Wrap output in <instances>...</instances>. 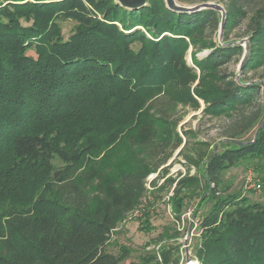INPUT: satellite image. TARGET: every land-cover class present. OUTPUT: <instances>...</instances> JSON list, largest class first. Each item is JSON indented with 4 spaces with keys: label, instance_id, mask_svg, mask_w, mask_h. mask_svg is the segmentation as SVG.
I'll return each instance as SVG.
<instances>
[{
    "label": "trees",
    "instance_id": "trees-1",
    "mask_svg": "<svg viewBox=\"0 0 264 264\" xmlns=\"http://www.w3.org/2000/svg\"><path fill=\"white\" fill-rule=\"evenodd\" d=\"M175 1L223 3L224 45L215 40L217 12L176 13L164 0L133 10L115 0H0V264L128 259L123 247L108 252L110 236L144 199L147 178L167 161L161 155L182 145L176 124L152 109L160 96L193 111L201 101L204 115L236 129L170 197L176 221L186 201L211 202L191 258L264 264V201L220 189L224 172L244 166L264 199V112L245 114L264 96L223 70L244 56L241 75L264 67V0L250 13L247 0ZM245 21L247 48L225 46ZM65 22L74 23L66 39ZM138 230L151 232L147 213ZM175 238L158 234L154 249L129 264H177Z\"/></svg>",
    "mask_w": 264,
    "mask_h": 264
},
{
    "label": "rangeland",
    "instance_id": "rangeland-1",
    "mask_svg": "<svg viewBox=\"0 0 264 264\" xmlns=\"http://www.w3.org/2000/svg\"><path fill=\"white\" fill-rule=\"evenodd\" d=\"M175 3L177 2L175 1ZM201 3L203 2L196 1L193 4H189V6L200 5ZM213 4L220 10L224 8L223 3L216 4V2H213ZM255 5L256 0H247L244 10L250 13ZM73 26L74 23L72 22L61 24L64 39L71 34ZM228 39L229 42L240 43L243 49H245L247 22L240 23L230 33ZM215 40H218L217 35ZM208 53V51L200 52L196 54V58L201 60ZM242 59L234 58L223 70L235 76L237 80L258 84L264 96V67L244 72L241 75L240 64ZM186 61L191 65L190 51L186 55ZM260 101L253 108L247 110V113H245L247 114V118H250L252 114H257L256 110L258 106L263 108L264 112V98ZM199 103L200 109L193 111L188 107H174L168 99L161 96L152 101L153 111L156 110L158 112V114L154 113L157 117H161L171 125L176 124V131L182 139V145L171 153L167 152L161 155L160 159L167 157V161L154 174H151L147 178V191L144 199L110 236L107 248L109 253L116 255L118 247H123L130 252L128 259L123 264L137 262L146 252L154 249L152 240L164 231H168L169 235L174 236L176 234L174 240L177 241L179 246L177 264H184L186 257L192 256V248L199 237L198 222L210 209L211 202H205L201 207H198L199 197L186 201L180 221H176L169 204L170 197L173 194L177 181L185 176H196L197 171L194 163L206 157L216 145L227 142L229 136L236 132L231 120L227 118H212L204 115L202 112L204 105L201 101ZM183 132H186L187 135H184ZM252 135L253 133L250 132L245 138L248 140ZM185 144L183 155H180L179 152ZM54 164L60 166L57 161ZM169 180L173 181L172 185L168 183ZM153 183H155L154 186ZM253 184H259L258 176L251 168L239 166L223 173L220 189H225L224 194L226 195L240 194L252 202H263L262 189H255ZM145 213L148 214L149 223L152 227L150 233L138 230Z\"/></svg>",
    "mask_w": 264,
    "mask_h": 264
},
{
    "label": "water",
    "instance_id": "water-1",
    "mask_svg": "<svg viewBox=\"0 0 264 264\" xmlns=\"http://www.w3.org/2000/svg\"><path fill=\"white\" fill-rule=\"evenodd\" d=\"M115 1L120 6L126 8V9H129V10H133V9H139V8L145 6L148 0H115ZM164 1H165L167 8L176 12V13H193V12H199V11H203V10H213V11L217 12L220 16V25H219V30L217 33V37H218L217 42L221 45H224L222 43L223 26H224V22H225V10H224V8L220 10L216 5L213 4V2H203L200 5L189 6V5H184V4L179 5V3L178 4L175 3L174 0H164ZM216 4H219V3H216ZM237 45L241 46L240 43H236V42H230L228 44H225V46H237ZM246 48H247V42H246L245 49ZM245 57L246 56L243 57L242 62L240 64V71H242V67H243V63L245 61ZM249 84H254V83H249ZM263 124H264V118H263L261 125L259 126V129L262 128Z\"/></svg>",
    "mask_w": 264,
    "mask_h": 264
},
{
    "label": "built area",
    "instance_id": "built-area-1",
    "mask_svg": "<svg viewBox=\"0 0 264 264\" xmlns=\"http://www.w3.org/2000/svg\"><path fill=\"white\" fill-rule=\"evenodd\" d=\"M253 186L257 190L260 189V185L259 184H253ZM184 264H198V262L195 259L191 258V256H190V257H186V261H185Z\"/></svg>",
    "mask_w": 264,
    "mask_h": 264
}]
</instances>
